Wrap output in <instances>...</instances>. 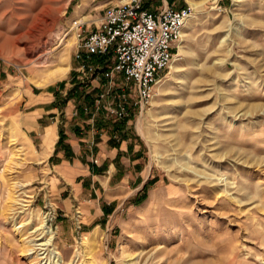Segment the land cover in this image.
<instances>
[{"label": "rangeland", "instance_id": "374dc122", "mask_svg": "<svg viewBox=\"0 0 264 264\" xmlns=\"http://www.w3.org/2000/svg\"><path fill=\"white\" fill-rule=\"evenodd\" d=\"M121 1L0 0V264H264V0L190 1L174 61L129 117L142 194L97 228L59 216L23 93L67 83L65 102L91 104L73 23L92 30Z\"/></svg>", "mask_w": 264, "mask_h": 264}, {"label": "crops", "instance_id": "0c3cea01", "mask_svg": "<svg viewBox=\"0 0 264 264\" xmlns=\"http://www.w3.org/2000/svg\"><path fill=\"white\" fill-rule=\"evenodd\" d=\"M161 3L156 0L150 9ZM67 87V83L54 85L39 94L25 91L24 129L51 163L59 216L72 220L78 212L83 227L97 228L103 209L114 211L142 194L149 178L143 174L144 152L132 134L129 118L89 120L81 110L87 101L75 97L65 102ZM59 132L63 139L58 143Z\"/></svg>", "mask_w": 264, "mask_h": 264}, {"label": "built area", "instance_id": "2783aa9c", "mask_svg": "<svg viewBox=\"0 0 264 264\" xmlns=\"http://www.w3.org/2000/svg\"><path fill=\"white\" fill-rule=\"evenodd\" d=\"M155 1L122 0L111 5L92 30H82L83 22L73 23V79L91 97V104L83 103L81 108L89 120L120 121L142 112L169 69L173 51L196 8L190 4L194 0H172L170 4L160 0L151 10ZM75 214L79 225V213Z\"/></svg>", "mask_w": 264, "mask_h": 264}, {"label": "bare ground", "instance_id": "6f19581e", "mask_svg": "<svg viewBox=\"0 0 264 264\" xmlns=\"http://www.w3.org/2000/svg\"><path fill=\"white\" fill-rule=\"evenodd\" d=\"M194 7L195 6H197V4L195 5V4H192ZM186 26V25H185ZM182 35H183V33L181 34V38H182ZM181 41V40H180ZM173 61H174V59H173ZM172 61V62H173ZM172 62H171V64H172ZM170 64V65H171ZM170 67V66H169ZM66 72H67V68L66 69H62V70H60L59 72H57V73H55L54 75H52L51 77H53V78H56V77H59V76H62V75H64V74H66ZM51 80V79H50ZM161 81V80H160ZM160 81L156 84V88H157V86H158V84L160 83ZM47 233V232H46ZM51 239V238H50ZM40 240V239H39ZM39 240H37V241H39ZM49 242H50V240H48V241H46V242H43V243H40V244H38L37 246H39V247H47V246H49ZM47 249V248H46ZM42 250V249H41ZM45 251V250H44Z\"/></svg>", "mask_w": 264, "mask_h": 264}, {"label": "trees", "instance_id": "16d2710c", "mask_svg": "<svg viewBox=\"0 0 264 264\" xmlns=\"http://www.w3.org/2000/svg\"><path fill=\"white\" fill-rule=\"evenodd\" d=\"M62 84V83H61ZM68 96H78V97H80V96H83V93L82 92H80L79 94L77 93V94H75V93H69V95ZM84 99L86 100V101H88V100H90V98L89 97H85L84 96ZM63 139V134H62V132H59V141H58V143L61 141ZM150 183V182H149ZM104 213L106 214V213H109L108 212V210L107 209H104Z\"/></svg>", "mask_w": 264, "mask_h": 264}]
</instances>
